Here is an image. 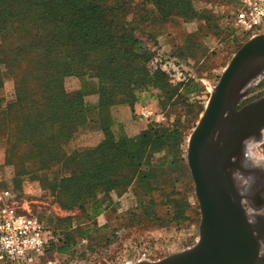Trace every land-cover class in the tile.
Here are the masks:
<instances>
[{
	"label": "rangeland",
	"instance_id": "1",
	"mask_svg": "<svg viewBox=\"0 0 264 264\" xmlns=\"http://www.w3.org/2000/svg\"><path fill=\"white\" fill-rule=\"evenodd\" d=\"M122 1L125 20L139 28L146 42L140 52L149 58L150 75L161 71L156 63L158 54L178 60L180 70L191 80L187 82L191 93L189 97L181 96V75L173 72L178 79L168 76L159 82L164 91L151 84L137 92L132 109L127 105L112 108H129L128 114L120 116L124 127L114 126V133L119 136L123 131L133 137L150 125L171 126L178 121L179 134L169 146L149 154L150 165L142 162L143 174L158 166L151 180H135L127 187L99 188L83 207L64 206L42 185L25 200L14 202L19 212L39 218L53 234L44 253L27 264L158 261L198 241L201 213L187 162L189 138L224 69L250 35L233 25L237 0H162L161 6L148 0ZM251 86L243 102L264 95V72ZM170 94L173 97L167 100ZM255 144L264 151V140ZM151 200L154 219L144 212ZM0 264L16 263L3 260Z\"/></svg>",
	"mask_w": 264,
	"mask_h": 264
},
{
	"label": "trees",
	"instance_id": "2",
	"mask_svg": "<svg viewBox=\"0 0 264 264\" xmlns=\"http://www.w3.org/2000/svg\"><path fill=\"white\" fill-rule=\"evenodd\" d=\"M148 1L161 6L162 0ZM122 2L0 0V105L5 79L11 75L15 79V98L8 109L17 116V142L24 145L19 164L41 170L62 165L59 182L43 177L42 186L69 208L78 204L83 207L99 188L127 187L135 180H151L153 171L159 168L153 166L143 174L142 162L150 165L149 154L169 146L179 134L176 121L171 126L150 125L133 137L122 130L116 136L113 127L124 126L114 125V106L132 109L137 92L151 84L164 91L159 82L168 76L175 80V71L182 79L178 85L183 86L181 96L189 97L191 93V80L180 70L178 60L158 54L156 63L161 71L150 75L149 58L140 52L146 42L139 28L125 20ZM69 77L99 80V104L95 109L85 105L82 92L66 90ZM172 97L170 94L167 100ZM94 125L103 132L97 147L64 152L72 127L78 131ZM152 205L151 200L144 212L154 219ZM97 206L96 202L94 208Z\"/></svg>",
	"mask_w": 264,
	"mask_h": 264
},
{
	"label": "water",
	"instance_id": "3",
	"mask_svg": "<svg viewBox=\"0 0 264 264\" xmlns=\"http://www.w3.org/2000/svg\"><path fill=\"white\" fill-rule=\"evenodd\" d=\"M263 72L264 33H259L232 56L189 138L187 162L201 213L197 243L161 260L135 264H264V240L252 235L255 229L264 237V218L255 226L247 224L230 178L240 165L241 140L251 135L255 143L262 141L264 97L238 106ZM256 175L264 186V173ZM255 199L264 203L261 193Z\"/></svg>",
	"mask_w": 264,
	"mask_h": 264
},
{
	"label": "crops",
	"instance_id": "4",
	"mask_svg": "<svg viewBox=\"0 0 264 264\" xmlns=\"http://www.w3.org/2000/svg\"><path fill=\"white\" fill-rule=\"evenodd\" d=\"M68 80H70L71 83H67ZM68 80H66V90L68 92H82L85 105L88 108L95 109L98 106V79L86 77V80H83L77 77H69ZM14 98L15 79L10 75L5 79L3 102L0 105L2 109V113H0V185L12 192L13 201L16 203L25 200L26 195L28 196V194L37 191V186L42 185L43 177H48L47 179H50L51 182L55 181L52 183H58L62 177L60 174V168L62 165L56 164L46 170L29 166V164L27 167L20 166L19 161L22 159V148L24 145L21 143L20 145L17 142V116H14L8 109L9 102ZM127 107L122 106L120 108L112 109L114 125L122 124L123 120L120 119V116L127 113L126 111L129 109ZM95 115L96 113H94V116ZM94 116H92V123L90 122L92 125ZM70 134V140L63 145V150L67 154L74 151H84L95 148L103 140V132L96 125L78 131L72 127L70 129ZM80 141H82V144L79 146L76 145L77 143H80Z\"/></svg>",
	"mask_w": 264,
	"mask_h": 264
},
{
	"label": "built area",
	"instance_id": "5",
	"mask_svg": "<svg viewBox=\"0 0 264 264\" xmlns=\"http://www.w3.org/2000/svg\"><path fill=\"white\" fill-rule=\"evenodd\" d=\"M233 25L248 33L249 38L264 32V0H237ZM15 233L18 249L12 254L7 244H0V261L27 264L32 257L43 254L53 234L34 215L18 211L10 190L0 185V240ZM39 241V243H37Z\"/></svg>",
	"mask_w": 264,
	"mask_h": 264
},
{
	"label": "clouds",
	"instance_id": "6",
	"mask_svg": "<svg viewBox=\"0 0 264 264\" xmlns=\"http://www.w3.org/2000/svg\"><path fill=\"white\" fill-rule=\"evenodd\" d=\"M256 172L264 173V151L257 148L253 137L249 135L241 140L240 165L239 168L231 171L230 178L236 195L240 198L239 202L246 222L250 226L257 225L259 220L264 218V203L257 204L255 199L257 193H261V198L264 199V186L259 184ZM241 201L245 203L242 204ZM252 235L258 240H264L255 229ZM0 244H7L12 254L17 253L18 244L14 232L10 237L0 240Z\"/></svg>",
	"mask_w": 264,
	"mask_h": 264
},
{
	"label": "flooded vegetation",
	"instance_id": "7",
	"mask_svg": "<svg viewBox=\"0 0 264 264\" xmlns=\"http://www.w3.org/2000/svg\"><path fill=\"white\" fill-rule=\"evenodd\" d=\"M262 97H264V95L261 96V97H259V98H262ZM246 98H247V96L244 98V100H245ZM259 98H256V99H253V100H249V101H247V102H243V101H244V100H243V101L239 104L238 109H241L243 106H246V105L252 103L253 101H255V100L259 99ZM261 139H262V141L264 140V129L262 130V133H261ZM237 148L240 149V144L237 145ZM234 160L236 161L237 159H234Z\"/></svg>",
	"mask_w": 264,
	"mask_h": 264
}]
</instances>
